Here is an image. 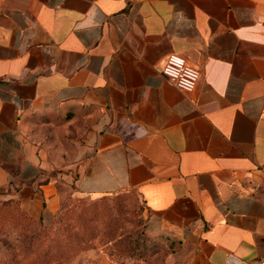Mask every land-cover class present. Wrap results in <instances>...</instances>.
Instances as JSON below:
<instances>
[{
	"label": "crops",
	"instance_id": "crops-1",
	"mask_svg": "<svg viewBox=\"0 0 264 264\" xmlns=\"http://www.w3.org/2000/svg\"><path fill=\"white\" fill-rule=\"evenodd\" d=\"M66 182L136 191L169 248L89 264L264 254V0H0V201L51 223Z\"/></svg>",
	"mask_w": 264,
	"mask_h": 264
},
{
	"label": "rangeland",
	"instance_id": "rangeland-1",
	"mask_svg": "<svg viewBox=\"0 0 264 264\" xmlns=\"http://www.w3.org/2000/svg\"><path fill=\"white\" fill-rule=\"evenodd\" d=\"M62 189V209L51 223L29 217L13 200L0 201V264L136 263L168 251L147 233L148 211L136 191L90 197L71 182Z\"/></svg>",
	"mask_w": 264,
	"mask_h": 264
},
{
	"label": "built area",
	"instance_id": "built-area-1",
	"mask_svg": "<svg viewBox=\"0 0 264 264\" xmlns=\"http://www.w3.org/2000/svg\"><path fill=\"white\" fill-rule=\"evenodd\" d=\"M161 72L177 87L184 91H192L199 79L200 69L178 52L167 54ZM253 264H264V254L257 256Z\"/></svg>",
	"mask_w": 264,
	"mask_h": 264
},
{
	"label": "trees",
	"instance_id": "trees-1",
	"mask_svg": "<svg viewBox=\"0 0 264 264\" xmlns=\"http://www.w3.org/2000/svg\"><path fill=\"white\" fill-rule=\"evenodd\" d=\"M121 192V191H120ZM117 193V192H116ZM110 194H112V193H110ZM103 195H107V194H103ZM103 195H100V196H103ZM98 197V196H97ZM6 200H11V199H6ZM13 201H15V200H13ZM16 203H17V201H15ZM18 204V203H17ZM19 206V205H18ZM59 209L61 210L62 209V207H59ZM29 217H31V218H33L31 215H29L27 212H25ZM62 218V217H61ZM81 225H82V223L81 222H79Z\"/></svg>",
	"mask_w": 264,
	"mask_h": 264
}]
</instances>
